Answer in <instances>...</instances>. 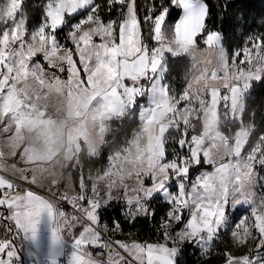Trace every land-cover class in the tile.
<instances>
[{
	"label": "snow or ice",
	"instance_id": "snow-or-ice-1",
	"mask_svg": "<svg viewBox=\"0 0 264 264\" xmlns=\"http://www.w3.org/2000/svg\"><path fill=\"white\" fill-rule=\"evenodd\" d=\"M41 9L30 28L26 0L0 3V264H25L22 252L28 264H180L185 247L207 255L229 234L221 264H264V135L249 148L243 122L252 82H264V35L228 54L203 0H150L142 19L137 0ZM181 56L197 73L176 92L164 80ZM130 120L118 143L113 125ZM105 146L107 165L85 178L83 161H102ZM157 198L163 243L113 240L118 222L105 239L100 208L121 200L134 220ZM238 205L250 215L235 222Z\"/></svg>",
	"mask_w": 264,
	"mask_h": 264
},
{
	"label": "trees",
	"instance_id": "trees-1",
	"mask_svg": "<svg viewBox=\"0 0 264 264\" xmlns=\"http://www.w3.org/2000/svg\"><path fill=\"white\" fill-rule=\"evenodd\" d=\"M3 0H0L2 3ZM45 0H26V8H27V16H28V24L31 28L34 25H37L42 16L41 6ZM97 2L103 5L104 0H97ZM203 2L207 5L208 15L206 18L207 28L211 30V24L213 21H217L218 23V32L221 34L222 45L226 49L228 54L234 53L237 46L241 45L240 41L234 40L236 28L229 24L228 15L233 11L235 7V0H203ZM137 6L140 9L139 15L141 19L144 15V8L146 7L145 0H137ZM117 5V9H118ZM105 19L113 18L115 19L117 16V10L114 9L111 13L104 10ZM175 13H173V16ZM79 17V14H77ZM231 19L234 20L235 16L232 14ZM171 23V20L169 21ZM234 37V38H233ZM201 47L203 45L201 44ZM190 69V60L187 56L181 57H169L167 62V71L165 74V83L171 85L172 89L176 92L181 91L187 82V77ZM138 122V120H137ZM244 124H252L253 131L250 137V145L255 141L259 140V137L264 135V82L253 81L252 86L248 95L245 98V113H244ZM136 124L132 123V121H128L123 125L122 128H119L118 125H113V128L117 129L115 132V137L118 143H123L126 138H130L133 130L135 129ZM239 127V124L236 125ZM113 139L112 135H109V140ZM249 145V146H250ZM248 146V147H249ZM172 148L171 138L169 140V149ZM109 155V147L105 146L102 149L103 160L101 161L99 158H92L91 160L85 159L83 175L86 178L91 173L97 171V169L107 165V157ZM74 178L77 182L80 177L79 168L73 173ZM155 207V213L149 222L148 216H140L136 217L134 220L130 219V217L125 218L121 214V207L123 202L121 200L112 201L107 208L105 209L104 215L102 218H105L108 223V229H111V220L114 218L116 222L120 224L121 230L119 232H115L120 234L121 236H128L130 234L133 235V238L142 243L147 242H157L161 239L160 234L157 233V229H159L160 219L165 216L167 212V205L161 203L157 200H152ZM3 235V230L0 229V236ZM189 249L190 246H187L184 249V259L187 261L186 264H193V260L189 258ZM21 257L25 264H28V260L25 259L24 253H21Z\"/></svg>",
	"mask_w": 264,
	"mask_h": 264
},
{
	"label": "rangeland",
	"instance_id": "rangeland-1",
	"mask_svg": "<svg viewBox=\"0 0 264 264\" xmlns=\"http://www.w3.org/2000/svg\"><path fill=\"white\" fill-rule=\"evenodd\" d=\"M235 4L236 5H235L233 11L230 12L228 17H227L231 27L233 25L236 28L235 38L233 37L234 40L240 41L239 43H241V45L236 47L234 52L243 49V47L246 45V42H247L249 37L264 35V0H235ZM232 14L235 16L234 20L231 19ZM210 27H211L212 31L218 32V30H216V28H218L217 21H213ZM220 37H221V34H220ZM237 41H236V44H237ZM221 44H222V39H221ZM225 51H226V49H225ZM188 57L189 56H187V58ZM189 58L188 59L191 61L192 58L191 57H189ZM192 64H193V60H192ZM190 66L191 67L189 69L187 80L191 79L192 75L197 73V68L193 67V65H191V63H190ZM201 67H202V65H201ZM248 93H247V95H248ZM237 124H239V122H237ZM225 131H227V129H225ZM256 143H257V141H255L251 145H255ZM251 145L249 146V148L251 147ZM169 151H171V149H169ZM208 170H210V168ZM256 171H257L258 176H259V183L257 184V186L255 188V192H256L257 197L259 198L260 196H264V168H261V166L257 164ZM95 175H96V172L91 173V176H95ZM89 176L90 175H88L86 178H88ZM174 189L175 188L170 189V190H174ZM155 200L166 204L161 198H157ZM113 201H117V200H113ZM108 205H106L104 207H107ZM230 212L232 213L231 219L235 222H239V220L250 215V211H249L247 205H242V206L238 205L236 209H230ZM165 215H166V213H165ZM140 216H143V215H140ZM140 216H138V217H140ZM161 220L162 219L159 220L160 223H161ZM160 223H159V229H157L158 234H160V232L162 231L160 229ZM102 230H103L102 233H105V236L107 238H109L108 233L111 230L106 229V228H103ZM111 239L130 241V240H133L134 238H133L132 234L124 237V236H121L120 234L112 233ZM159 242L163 243L162 238L159 240ZM231 243H232V239H231L230 234L227 236H223L221 239L213 242L212 246L209 249V253L207 255L203 254V250L200 247H197V245H195V244L190 245L189 258L191 260H193V264H221V260H220L221 254L228 247L231 246ZM184 249L182 250V254L184 253ZM183 257H184V255H183Z\"/></svg>",
	"mask_w": 264,
	"mask_h": 264
},
{
	"label": "built area",
	"instance_id": "built-area-1",
	"mask_svg": "<svg viewBox=\"0 0 264 264\" xmlns=\"http://www.w3.org/2000/svg\"><path fill=\"white\" fill-rule=\"evenodd\" d=\"M145 2H146V6L148 5V3L150 2V0H145ZM145 35H147V32H146V30H145ZM176 187V185H175V183H170V189H173V188H175ZM62 207L67 211V212H69V213H71L73 210H72V208H71V206L70 205H68V204H64V205H62ZM107 207H102V208H100L99 209V216H98V220H99V224H100V230H101V232H103V228H106V229H108V223H107V220L105 219V218H102L101 216L102 215H104V213H105V209H106ZM151 208H152V210H153V212L155 211V207H154V205H153V203H151ZM127 211H128V207H127V205H125V204H123L122 205V207H121V214L125 217V218H128L127 216H126V213H127ZM155 213V212H154ZM152 217H153V215H149L148 216V219H149V222L151 221V219H152ZM117 222H116V220L114 219V218H112V220H111V225H110V227H111V229L114 227V225L116 224ZM110 229V230H111ZM105 239H108L106 236H105ZM121 241H128V240H121ZM142 243V242H141ZM198 247V246H197ZM178 259H179V261H180V264H186L187 263V261L184 259V257H183V254H182V252H181V254H180V256L178 257Z\"/></svg>",
	"mask_w": 264,
	"mask_h": 264
},
{
	"label": "crops",
	"instance_id": "crops-1",
	"mask_svg": "<svg viewBox=\"0 0 264 264\" xmlns=\"http://www.w3.org/2000/svg\"><path fill=\"white\" fill-rule=\"evenodd\" d=\"M81 11H83V10H81ZM220 43H221V40H220ZM221 46L223 47L222 44H221ZM223 48H224V47H223ZM188 58H189V57H188ZM189 59H190V58H189ZM190 63H191V65H193V64H192V60L190 61ZM190 67H191V66H190ZM123 204H124V203H123ZM151 243H156V242H151ZM92 251H93V254L95 255V258H96L97 260H101V259H104V258H105L104 256L97 255L95 249H93ZM100 251H106V250L101 249ZM24 257H25L26 260H28V257H27L25 254H24Z\"/></svg>",
	"mask_w": 264,
	"mask_h": 264
},
{
	"label": "water",
	"instance_id": "water-1",
	"mask_svg": "<svg viewBox=\"0 0 264 264\" xmlns=\"http://www.w3.org/2000/svg\"><path fill=\"white\" fill-rule=\"evenodd\" d=\"M22 260H23V258H22Z\"/></svg>",
	"mask_w": 264,
	"mask_h": 264
}]
</instances>
